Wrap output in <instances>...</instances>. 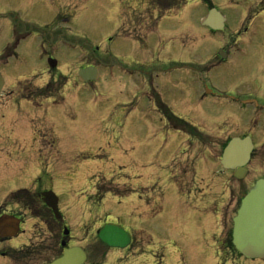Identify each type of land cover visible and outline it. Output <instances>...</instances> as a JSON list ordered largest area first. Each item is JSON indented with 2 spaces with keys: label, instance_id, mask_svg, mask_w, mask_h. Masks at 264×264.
Segmentation results:
<instances>
[{
  "label": "rangeland",
  "instance_id": "obj_1",
  "mask_svg": "<svg viewBox=\"0 0 264 264\" xmlns=\"http://www.w3.org/2000/svg\"><path fill=\"white\" fill-rule=\"evenodd\" d=\"M0 1H7L9 6L0 5V52L3 44H15L14 33H28L16 53L32 65L28 53L42 54L41 30L51 25L55 16L41 10L35 14L34 9L26 8L30 0ZM208 1L227 18L224 32L211 35L204 30L201 21L208 7L200 2L189 0L182 5L183 2L163 16L157 12V0H135L130 4L138 10L139 17L136 22L127 20L126 25L135 31L133 36L144 39L143 43H133L134 37L119 39L110 45L103 41L107 36H116L123 18H128L123 5L126 0H62V5L76 8L73 13L76 17L59 24L64 31L73 33L57 32V36L63 43L71 39L98 61L97 80L89 83L76 80V71L85 66L81 54L70 46L60 45L56 58L58 67L63 73L72 72V77L66 81H49L48 76L38 79L36 75L20 80L17 67L7 73L5 92L13 89V94L3 97L4 106L0 109V188L19 182L25 184L30 173L25 175L24 171L38 168L41 157L45 158L44 172H52L56 168L57 152V195L70 220L73 241L90 252L88 261L93 259L98 264H264V261L230 255L223 244L232 228L240 192L244 194L248 184L264 177V145L261 144L253 153L247 178L235 182L220 166L222 145L228 137L238 138L250 133L249 122L254 112L240 114L244 110L227 107L222 101L213 103L211 98H206L199 106L190 104L186 120L202 134L190 137L180 128L177 131L159 123V116L149 100L150 92L136 89V83L148 80L146 71L139 78L135 77L136 61L159 56L169 48L166 66L188 61V65L202 62L203 68H208L213 62L207 59L203 63L208 51L225 44L227 35L234 42L238 31L247 25L249 16H253L254 12L250 14L249 10L259 9L247 1L236 4L227 0ZM58 4L59 0L57 7ZM45 14L49 18L44 17ZM157 15L160 17L156 19ZM259 22L264 25L256 17L253 26ZM259 30H263L262 26ZM247 36L243 33L238 38L235 48L229 50L225 65L217 73L207 74V78L216 92L255 96L263 102L262 83H254L245 75L264 57L263 43L255 47L254 43L249 46L247 42L245 46V41L251 39ZM259 39L255 41H264V37ZM95 46L99 50L93 49ZM197 46L199 48L193 50ZM45 51L51 52V46ZM35 67L38 70L39 65ZM127 80L135 85L129 86ZM46 83L51 87L45 95L50 93L54 100L59 99L57 107L51 102H40L43 107L38 109L19 107L20 101L14 104L13 96L18 90L20 96L22 89L43 90ZM32 103L35 107L41 105L35 100ZM186 111L185 108L184 113ZM35 122L47 128H44L43 140L32 142L26 127ZM18 123L25 131L20 137L16 135ZM261 127L263 132L264 125ZM3 193L0 189V195ZM100 193L101 200H98ZM104 223L114 224L129 233L134 241L132 247L125 251L111 250L97 242L96 232ZM89 241L96 250L90 251L93 246L89 248Z\"/></svg>",
  "mask_w": 264,
  "mask_h": 264
},
{
  "label": "flooded vegetation",
  "instance_id": "obj_2",
  "mask_svg": "<svg viewBox=\"0 0 264 264\" xmlns=\"http://www.w3.org/2000/svg\"><path fill=\"white\" fill-rule=\"evenodd\" d=\"M61 1L62 0H59L58 7L57 0H30L27 2L26 8L31 7L34 9L35 14L41 10L47 12L48 14H53L55 19L51 25L44 26V29L41 30L43 38V44L41 47L43 51L42 54L37 56L33 52L28 53L30 55L32 65H28L25 62V58L18 56L16 53L19 44L29 36L28 33H14L15 44H3L2 51L0 52V74L4 81H7V73H9V70L15 67H17V70L20 71L16 73L18 76L17 79L20 80L34 75H36L38 79H40V77L43 79L45 78L43 76H48L49 81H57V79L67 80L72 77V72L63 73L59 70L56 58L58 52L57 48L62 43V41L59 40V36H57V32L67 34H72L73 32L67 29L64 31L63 27L57 24V22L68 19L73 20L76 17V15H73L76 8H70L69 5H62ZM132 1L133 3L135 2V0H126V3H123L127 9L128 18L126 19V16L123 18V22L120 24L116 36H112L111 38L110 36H107L103 43H106L107 41V43L113 45L114 42H117L119 39H130L134 37L135 38L132 39L133 43H143L144 39L138 35L137 37L133 36L132 33L135 31L128 29L129 24L126 25L127 20L129 22H136L139 17L137 14L138 10L130 4ZM188 1L189 0H157V12L163 14L164 16L177 9L181 3L184 2L182 4L184 5L187 4ZM196 1L202 3L204 6H207L208 10L213 7V5H210L208 0ZM255 1H258L257 4ZM248 2H253V4H255L259 9L257 11L249 10L250 14L254 12L252 14L253 16L250 15L247 25H245L240 32L238 31L239 34L236 36L237 38L234 42L233 39L227 35L225 44L219 47L213 46L211 51H208V57L203 60V63L207 62V59L208 62L213 61L208 68H203L204 64H202V62H198L195 66H193L192 62L188 65V61L185 63H177L174 66H166L168 63L164 62H166L169 48H166L161 55L159 53V56H153L148 59L143 57L142 61H136V78H139L142 72H148V80L142 84L136 83V87H138L136 89L144 88L150 92L149 100H152L151 106L153 108L154 105V110L157 111L161 117H163V119L159 117V123L163 126L177 127L182 122H185V115L188 113L189 105L194 103V105L199 106L207 97L212 98L213 103H216L217 101L226 102L227 107L239 106L241 110H244L240 111L241 113L252 111L254 114L250 118V123L261 120L264 125V101H259V98L255 96L242 97L233 95L230 96V94H221L218 92L215 93V90L212 88V82L207 78V74L212 71L217 73V71L225 65L229 56V50L231 48H235L233 47L234 44L243 33L244 35H248L247 38L250 36V40H252L245 41V46L248 45L247 42H249V46L254 43L255 47H258L261 43H263L261 49L264 52V41H255L256 38L258 40V38L262 39V37H264V25L259 22L258 25L255 24L256 26H253V22L256 17H259L260 21H263L264 23V0H250ZM0 5L9 7L7 1L5 3L0 1ZM61 10H64L66 13ZM162 11L163 13H161ZM43 16L49 18L46 14ZM243 16L245 17V14ZM261 26L263 30H259V27ZM252 28H254L253 32H251ZM255 29H258L259 31L255 32ZM204 30L208 31L211 35L224 32V30L211 31L208 28H204ZM127 34L129 35L128 37ZM236 34L237 32L233 36ZM260 35L262 37H260ZM69 42H72L71 39L66 40L64 44L67 45ZM72 43V47L76 48V50L81 54L80 59L84 62V67L96 66L98 64V61L96 59H92V57L84 51V48H77L74 44L75 42ZM49 46H51V52L47 53L45 50H47ZM198 48L199 46L193 50ZM251 48L252 47H249V49ZM93 49L99 50V47L97 49L95 46ZM215 49L217 50L215 51ZM249 49H247L248 52H250ZM204 53L206 55V52ZM49 61L52 63L54 62V68H49L48 63L51 64ZM36 65H39L38 70H36ZM249 72V75L245 74L246 77L254 83H262L263 86H261L264 87V57L252 65ZM127 82L129 86L135 85L132 81L127 80ZM50 87L51 85H47L46 83L43 90L37 89L30 91L29 89H22L20 91V96L18 90L13 96L14 104L20 101L19 107L38 109L43 107L40 102L57 103V100H54L53 95L50 93L45 95L46 90H49ZM207 89H211V93L209 95H204L203 93H205ZM12 90L10 92L8 91L9 93L3 92L1 98L4 99L3 97L7 95L8 97H11V94H13ZM34 100L41 105H37L35 107L32 103ZM22 102L27 104H21ZM244 102L249 103L244 104ZM1 107L3 106H0V108ZM185 108L187 111L184 113ZM15 113L17 114V111ZM18 125L19 126L16 127V135L20 137L25 134V131L24 128L21 127L20 123H18ZM44 128L47 127L43 124L40 125V122L30 123V126L26 127L27 134L32 136V142L44 139ZM50 129L52 131L56 130L55 127H50ZM252 137L257 142L261 141L260 144H264V141H262L264 131L263 134L261 130H257L255 132L252 131ZM55 155L56 161H54L56 168L52 169V172H44L43 159L45 158L41 157L40 160H42V163L37 166L38 168L30 169V172L29 170L28 172L24 171L25 175L30 173L26 176L25 184L19 182L18 184H9L6 187H2L3 189L0 188L1 190H4V193L0 195V217L4 215L12 216L20 221L19 231L13 238H0V264H50L61 257L65 249L72 248L77 245V243L73 241L74 236H72L71 233L72 228L70 220L66 216V213L62 212L60 207V199L57 205V152ZM36 156L42 155L37 154ZM47 192H52L56 196V198H54V196H50L49 203H47V198L44 196ZM57 209L60 215L58 217ZM66 232L67 235H65ZM62 244L64 246H62ZM91 246L92 244L90 247ZM84 251L87 254V251ZM93 261V259L90 261L86 259L84 264H94L95 262Z\"/></svg>",
  "mask_w": 264,
  "mask_h": 264
},
{
  "label": "water",
  "instance_id": "obj_3",
  "mask_svg": "<svg viewBox=\"0 0 264 264\" xmlns=\"http://www.w3.org/2000/svg\"><path fill=\"white\" fill-rule=\"evenodd\" d=\"M242 2L244 0H231ZM224 18L215 10H211L203 20V25L211 30L223 28ZM81 82L97 78L96 71L88 68L78 73ZM4 81L0 76V93ZM252 150L249 138L232 139L223 150L221 164L225 169L235 170L234 176L241 178L245 172L243 166L249 159ZM49 193L45 194L48 195ZM10 224L17 227V221L4 217L0 220V236L8 233ZM231 243L234 249L246 259L264 260V179L257 181L244 195L240 206L232 220ZM9 235V234H8ZM98 240L110 248L123 249L130 243V236L119 226L104 225L97 233ZM85 254L80 248L66 250L63 256L52 264H83Z\"/></svg>",
  "mask_w": 264,
  "mask_h": 264
},
{
  "label": "trees",
  "instance_id": "obj_4",
  "mask_svg": "<svg viewBox=\"0 0 264 264\" xmlns=\"http://www.w3.org/2000/svg\"><path fill=\"white\" fill-rule=\"evenodd\" d=\"M180 129L184 132H187L190 136H192V137H195V136H197L199 133L198 132H196V130L193 128V127H191V126H189L188 124H184L183 123V125H181V127H180ZM226 240V242H225V248L227 249V250H230V251H234L233 250V247H232V245H231V241H230V232H229V234H228V238L227 239H225Z\"/></svg>",
  "mask_w": 264,
  "mask_h": 264
}]
</instances>
